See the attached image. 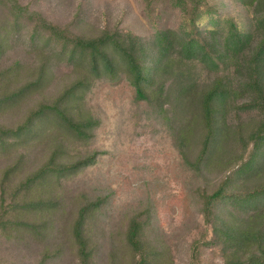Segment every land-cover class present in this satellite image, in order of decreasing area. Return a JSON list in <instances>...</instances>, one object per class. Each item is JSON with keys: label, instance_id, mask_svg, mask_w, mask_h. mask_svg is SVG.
<instances>
[{"label": "trees", "instance_id": "1", "mask_svg": "<svg viewBox=\"0 0 264 264\" xmlns=\"http://www.w3.org/2000/svg\"><path fill=\"white\" fill-rule=\"evenodd\" d=\"M155 1L144 0L147 13ZM164 2L179 13L175 28L144 34L102 29L84 36L18 0H0L8 13L0 54L8 34L25 24L31 44L40 48L35 76L0 94V108L43 85L56 64L76 74L17 124L0 125V157L16 153L0 173V234L21 228L39 235L42 224L25 220L24 211L50 214L57 201L43 194L126 151L148 115L158 122L161 141L193 186L191 196L212 231L210 242H193L191 256L214 245L222 264H264V0ZM235 7L243 14L235 15ZM20 67L15 61L0 71V83ZM38 145L49 147L47 156L12 184ZM67 146L77 155L65 161ZM210 167L220 174L213 187L206 182ZM106 198L84 201L71 224L80 264H94L98 246L90 223L105 216ZM154 216L150 204H141L127 217L123 239L130 264L171 262L169 249L154 239Z\"/></svg>", "mask_w": 264, "mask_h": 264}, {"label": "rangeland", "instance_id": "2", "mask_svg": "<svg viewBox=\"0 0 264 264\" xmlns=\"http://www.w3.org/2000/svg\"><path fill=\"white\" fill-rule=\"evenodd\" d=\"M18 1L52 23L84 36L97 35L102 29L144 34L155 27L175 28L179 21V13L164 0H156L151 13H147L144 0ZM233 12L238 16L243 14L238 7ZM7 14L0 7V30L7 27ZM8 35V45L0 54V71L15 61L21 62V67L2 80L0 94L31 80L39 63L40 48L31 44L26 24ZM75 78L76 74L64 64H56L43 85L0 108V125L17 124L37 103L52 99ZM133 134L127 150L114 159L104 160V165H98L84 176L70 177L61 187L52 186L55 193H44L43 197L57 201L50 214L24 211L25 220L42 224L39 235L21 228L9 232V236L0 234V264H80L71 224L84 201L104 196L107 197L105 216L97 215L90 223L93 240L98 246L94 264H110L111 256L114 258L112 264H130L123 231L127 217L141 204L152 206L156 227L154 239L169 249L171 262L167 264H222L214 245L200 247L195 257L191 256L193 242L203 239L210 242L212 231L204 223L196 198L191 196L193 186L183 176L181 165L172 163L171 152L161 141L158 122L147 115ZM48 148L47 145L32 148L12 184L37 168L47 156ZM196 150L194 143L190 154ZM75 155L77 151L73 147L64 148L65 161ZM15 158L14 152L0 157V173ZM206 176L208 186L213 187L220 174L210 167Z\"/></svg>", "mask_w": 264, "mask_h": 264}]
</instances>
